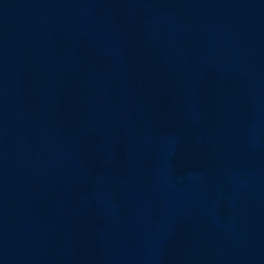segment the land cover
Masks as SVG:
<instances>
[{"label": "water", "instance_id": "1", "mask_svg": "<svg viewBox=\"0 0 264 264\" xmlns=\"http://www.w3.org/2000/svg\"><path fill=\"white\" fill-rule=\"evenodd\" d=\"M0 264H264V0H0Z\"/></svg>", "mask_w": 264, "mask_h": 264}]
</instances>
